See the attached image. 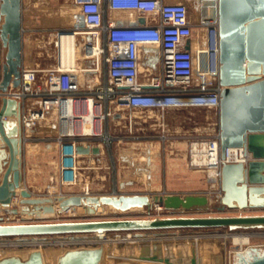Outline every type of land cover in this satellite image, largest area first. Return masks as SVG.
Segmentation results:
<instances>
[{"label":"water","instance_id":"95a60500","mask_svg":"<svg viewBox=\"0 0 264 264\" xmlns=\"http://www.w3.org/2000/svg\"><path fill=\"white\" fill-rule=\"evenodd\" d=\"M143 22V19L140 18ZM219 84L218 132L220 155L227 147H241L244 161H222L219 190L211 205L208 193H120L34 196L22 184L23 136L20 101L2 98L0 104V206L10 208L14 201L19 211H0L14 218L55 217L68 209L81 208L88 214L136 209L145 217L106 218L67 221H23L1 223L0 237H40L56 235H96V246L67 248L56 256L55 264H102L104 239L128 240L129 252L115 264L132 260L162 264H203L195 242L171 236L184 228L228 229L264 227V214L173 215L179 211L204 212L215 208L264 209V0H218ZM21 0H0V89L20 83L22 68ZM77 153H97L96 145H75ZM154 204L171 213L151 216ZM98 207L102 210L96 211ZM145 208V209H144ZM22 219V220H23ZM153 237V238H150ZM166 237V238H164ZM229 264H264V244L232 246ZM216 264H224L223 252L215 254ZM0 264H46L41 249L25 255L0 256Z\"/></svg>","mask_w":264,"mask_h":264},{"label":"built area","instance_id":"2783aa9c","mask_svg":"<svg viewBox=\"0 0 264 264\" xmlns=\"http://www.w3.org/2000/svg\"><path fill=\"white\" fill-rule=\"evenodd\" d=\"M73 2L76 10L71 14V30L59 35H83V55L94 58L97 66L101 64L105 78L93 86H83L81 70L73 62L67 65L60 62L45 69L40 79L37 68L22 67L19 85H10L4 91L0 89V104L2 98L21 102L23 143L27 139L25 131L44 118L48 111L54 112L60 126L55 138V167L61 186H72L78 181L76 144L92 146L90 142L95 141L108 145L112 141L106 128L113 113L112 105L128 109L155 108L161 112L167 108L196 107L212 109L218 114L221 90L218 0ZM190 2L199 4L195 14L190 12ZM105 7L135 14L127 19L104 21ZM142 46L153 48V53L144 57L153 65H142ZM29 99L34 100L35 106L25 112L24 102ZM75 124L86 130L75 131ZM247 158L241 147H227L221 158L217 130L207 137L193 138L188 160L192 167H205L209 171V162L214 159L211 169L216 171L219 184L222 161L245 162ZM81 194H89L88 187ZM162 208V205L154 204L152 211ZM50 240L57 241L61 252L78 246H96L101 242L96 235L55 239L46 236L0 237V256L14 246L41 249Z\"/></svg>","mask_w":264,"mask_h":264},{"label":"rangeland","instance_id":"374dc122","mask_svg":"<svg viewBox=\"0 0 264 264\" xmlns=\"http://www.w3.org/2000/svg\"><path fill=\"white\" fill-rule=\"evenodd\" d=\"M62 0H48L43 5L34 8V12L39 15H50L53 18H58L61 15V7H59ZM59 4V5H58ZM49 16V17H50ZM56 41V39H55ZM126 119L121 121L120 124H111L109 119L107 120V130L112 137V141L107 145L111 150V155L113 156V161L115 163V168L105 167L104 169L94 170L90 176L89 181V194L93 195H103V194H120V193H147L149 195L163 193L162 187L160 190H155V184L145 182L125 184L122 188L119 186L115 174L116 169L120 167L116 166L117 160V151L119 146L120 139H129L134 141V144L131 146V143L128 145L124 144L122 148L124 149H133L138 151L142 176L141 178L145 179L147 173L148 165L151 164L148 157H146L145 151L149 148L150 145H159L160 148L170 149L174 147H185L186 149V162L190 168L194 170L203 171L196 177L192 188L198 189L206 186L207 193L210 194L213 198L211 200V205L217 204L215 196H217L219 190L218 181L210 176L209 171L205 167L194 168L189 164V149L190 143L193 138L194 133L198 135V132L201 134L198 138L207 137L218 130V114L212 109L207 108H194L187 112H180L174 117L176 118L177 123L180 122L179 127L170 128L166 124L154 125V119H149V114L135 112L134 110H126L125 112ZM151 117V115H150ZM180 120V121H179ZM167 121V120H166ZM165 121V122H166ZM126 122V123H124ZM175 122V121H174ZM195 127H197L195 129ZM200 131H198V130ZM193 130L198 131L193 132ZM178 136V137H176ZM56 153L54 150L47 151V155L44 156V159L40 160L38 157L34 156L32 163L34 166H24L22 165V177L29 174L34 179V188H29L34 196H51L56 198L60 195L59 193H67L66 186H61L56 178ZM120 162V161H119ZM121 163V162H120ZM118 164V163H117ZM211 168V167H210ZM209 168V169H210ZM26 169H29L32 173H27ZM46 175V177H45ZM101 175L102 177L101 181ZM95 179V180H94ZM94 180V182H93ZM22 184L24 185L23 178ZM27 184V183H26ZM168 187L177 185L186 186V184L180 182H174L173 184H167ZM39 187L38 189H36ZM33 189V190H32ZM200 191V190H199ZM203 193V192H197ZM68 194V193H67ZM81 194V193H77ZM65 195V194H64ZM163 207V206H162ZM11 209H16L19 211V204L17 201H14ZM163 210H153L151 216H168L171 213H167L164 208ZM173 215H218V214H264V209H225L223 212H219L215 208H210L208 211L197 212V211H179L177 213H172ZM146 215L142 212L133 209L125 212H114L109 216L105 215L103 212L88 214L84 212L81 208L68 209L67 211L57 214L55 217H45V218H21V215L18 214L14 218L5 219L1 218L0 222L3 223H20L23 221H67V220H90V219H106V218H136V217H145ZM23 219V220H22ZM234 235H246L247 241L242 244L233 243ZM46 237H51V239L58 238L56 235H47ZM38 238V237H33ZM150 238H153L150 236ZM166 238V237H164ZM174 241L179 239L185 240L190 243L191 241L195 242V248L197 254L202 258L203 264H216L214 255L220 254L223 252L224 255V264H229L230 255L232 253V246H241L244 247L248 244H264V227H252V228H239V229H228L227 227L219 228H184L178 229L177 234L171 236ZM201 238V239H200ZM208 238V239H207ZM200 239L205 242H200L197 244V240ZM205 239V240H204ZM210 241V242H209ZM105 254L102 260V264H115L116 261L123 259L122 256L129 252L127 246L128 240L121 239H104ZM109 245V246H108ZM41 250L44 254V261L46 264H55L56 256L61 253L60 246L57 244V241H47L41 246ZM114 248L111 253L110 249ZM34 247L31 246H14L9 248L6 254L18 253L25 255L28 250ZM109 249V250H108ZM220 249L221 252H216ZM132 264H148L144 261L132 260ZM162 264V263H159Z\"/></svg>","mask_w":264,"mask_h":264},{"label":"crops","instance_id":"0c3cea01","mask_svg":"<svg viewBox=\"0 0 264 264\" xmlns=\"http://www.w3.org/2000/svg\"><path fill=\"white\" fill-rule=\"evenodd\" d=\"M164 1H179V0H164ZM48 0H21V11H22V67L23 68H37L38 78L40 79L44 70L55 66L60 63V50L57 46V39L59 38L60 32H68L71 30V14L76 10V5L73 0H62L59 7H61V15L57 18H53L48 15H39L34 12L35 7L43 5ZM198 2H190L189 8L192 14H195L198 10ZM135 12L124 11L116 12L108 8H104V21H111L113 19H127ZM83 35H74V48L75 55L72 61L76 67H78L81 72V81L83 86H93L100 79L105 78V72L101 67V64L97 66L96 61L92 57H85L83 55L82 42L84 41ZM56 39V41H55ZM149 53H153V48L149 46L141 47V63L153 65V62L149 59H145ZM143 65V66H144ZM93 67V69H90ZM83 68H87L86 71H82ZM34 100H25L24 108L25 112L34 108ZM196 107H180V108H167L164 111H160L155 108H133L128 109L124 106L112 105L113 113L109 117L111 124H120L121 121L126 119V110H134L135 112H141L149 114V119H154V125L166 124L170 128H181L179 123H177L174 115L180 112H187ZM151 115V117H150ZM167 120V121H166ZM113 121V122H112ZM166 121V122H165ZM175 121V122H174ZM180 121V120H179ZM126 123V122H124ZM197 127H195L196 129ZM60 126L56 119V116L52 110L48 111L44 118L39 119L34 126L25 131L26 140L23 143V163L25 167L34 166L32 159L34 156L38 157L40 160L44 159L47 155V151L54 150L56 152L55 138L59 133ZM198 130V129H197ZM200 131V130H198ZM193 130V132H198ZM201 134H193L188 136L190 138H198ZM178 137V136H176ZM119 148L116 156V166H120L116 169V180L119 186L122 188L125 184H133L139 182H147L155 184V190H160L162 187L163 193H197L203 192L207 193L206 186L194 189L192 188L196 177L201 174L200 170H194L190 168L186 162V149L185 147H172L169 150L160 148L159 145H150L145 151L146 157L150 160L148 165L147 173L145 179L141 178L142 172L141 165L138 161L139 154L138 151L124 149L122 146L124 144L131 146L134 141L129 139H120ZM92 145H97L99 151L93 153L88 151L86 153H81L77 157L78 162V181L72 186H66V191L68 194L82 193L85 187L89 188L91 181H89L92 172L99 169H104L105 167L115 168V163L113 161V156L111 155V150L107 145L99 142H90ZM252 159L248 153V160ZM121 163H120V162ZM26 172L32 173L29 169ZM46 177V175H45ZM102 177L104 175H101ZM95 180V179H94ZM93 180V182H94ZM145 180V181H144ZM24 186L26 188H34L32 185L34 179L30 177L29 174L23 176ZM174 182H180L186 184V186H171L168 187L167 184H173ZM27 183V184H26ZM37 187L36 189H38ZM33 190V189H32ZM39 190V189H38ZM89 190V189H88ZM200 190V191H199ZM9 208L8 210H10ZM98 210L100 208L98 207ZM1 211V210H0ZM5 215H8L7 213ZM2 223V222H1ZM146 262V261H144ZM148 264H159L157 262H146Z\"/></svg>","mask_w":264,"mask_h":264},{"label":"bare ground","instance_id":"6f19581e","mask_svg":"<svg viewBox=\"0 0 264 264\" xmlns=\"http://www.w3.org/2000/svg\"><path fill=\"white\" fill-rule=\"evenodd\" d=\"M57 46H58V49L60 50V57H59V58H61L60 62L63 65H67V64L72 63V61L74 60V55H75L74 36H72L71 34H67V33L60 34L59 38L57 40ZM74 126H75V128H74L75 131H84V130H86V128L84 126H78L77 124H75ZM213 163H214V159L210 160L209 164H211V165L209 167H212L214 165ZM209 174L212 177V179L213 178L215 179V177H217L216 176V171H214L211 168L209 170ZM99 208H100V210H102L101 207H99ZM6 209H9V208L8 207L4 208V207L0 206V210L1 211H5ZM96 211H98V208L96 209ZM5 217H8V215H5ZM247 238L248 237L246 235H234L232 242L235 243V244H239L240 245V244L244 243L245 241H247ZM200 239H195V240H197V244H199L202 241ZM202 242H205V241H202ZM112 250H114L113 247L110 249L111 253L113 252ZM216 252H221V251L219 249Z\"/></svg>","mask_w":264,"mask_h":264}]
</instances>
